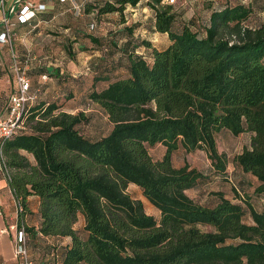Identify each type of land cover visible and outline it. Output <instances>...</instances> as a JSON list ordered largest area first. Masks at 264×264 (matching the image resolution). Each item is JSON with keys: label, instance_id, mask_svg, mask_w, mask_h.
<instances>
[{"label": "trees", "instance_id": "1", "mask_svg": "<svg viewBox=\"0 0 264 264\" xmlns=\"http://www.w3.org/2000/svg\"><path fill=\"white\" fill-rule=\"evenodd\" d=\"M139 2L153 12V31L166 36L164 49L145 40L119 44L130 26L111 36L91 34L92 48H84L99 53L90 65L88 99L106 114L110 132L92 140L82 133L90 122L84 112L65 113L36 97L27 108L30 130L0 143L20 208L17 228L26 241L69 240L40 264H264V211L219 193L212 206L185 194L210 178L229 181L214 137L226 131L250 134L248 148L231 162L254 178L253 194L264 197V22L245 27L252 6L227 0L201 26L176 20L164 0H93L83 7L96 18L122 16ZM156 146L161 154L152 158ZM178 148L204 151L209 177L187 164L173 167ZM129 184L157 218L126 194ZM31 196L39 200L37 228L25 222ZM79 216L84 224L76 230Z\"/></svg>", "mask_w": 264, "mask_h": 264}, {"label": "crops", "instance_id": "2", "mask_svg": "<svg viewBox=\"0 0 264 264\" xmlns=\"http://www.w3.org/2000/svg\"><path fill=\"white\" fill-rule=\"evenodd\" d=\"M33 1L36 3L45 4L46 11L38 14L31 22L26 24H20L16 22L15 14H9L7 12V16L10 18L11 22L15 23L11 30L12 48L14 52L17 55L22 56L25 53V50H30L33 56L36 58L28 72L31 82L30 91L31 93H36V102H55L60 107V111L69 114H75L80 111L85 113L86 111L82 110V104L87 103L88 105H92L99 111H101L103 113L104 118L107 119V116L102 111V109L88 99V94L92 90L91 79L93 76V72H91L90 70V65L96 63L97 58L99 57V53L93 50L81 49L77 51V54L72 59L69 58V60L61 62L58 59L53 58L54 53L51 50L45 49L38 52L39 54H37L31 48L32 41H47L49 33H59L60 35H66L65 33H67L68 30L66 29L63 32H60V28H57L54 25L53 21L57 18V15H55L57 12H61L62 10L66 11L67 7L74 4L59 3L57 0ZM218 1L220 0H188L185 5L191 7H204L206 10L211 11L218 7ZM227 1L230 4L232 3V1L240 3H245V1H247L246 3H248L250 7L253 4H251L253 0ZM261 2L263 3L264 0H261ZM12 4L13 0H5V7L7 11L12 6ZM251 8L252 13L250 14L245 24L251 20L252 14L255 13L253 7ZM146 9H148L149 11V13L147 12L148 18L146 19V17L144 16L143 19L145 20H141V18L139 17L140 13H143L144 11H146ZM176 14V20L183 19L186 21L190 19V16L187 13H183L182 11L176 10ZM86 16H94V13L86 14ZM111 19L114 21V25L108 26L110 27L108 28V30L96 32L95 35L111 36V34L113 33L122 32L125 26H130L132 28L130 32V37H128L127 35H123L122 37H120L119 40L115 38L117 39L116 41H118L119 44L131 39L133 43L139 42L140 40H145L157 50H162L167 46L166 36L153 31V12L148 7L143 6L141 2L137 3L135 6H126L122 16H120L118 13L106 14L99 16L97 20L102 23ZM195 23L198 24L197 19H195ZM255 27L256 26L247 28ZM5 28L6 27L4 23L0 21V35L4 33ZM75 33L77 35H85L83 33H80L79 31H75ZM62 38L64 37L62 36ZM86 45L88 48L91 47V43L89 42H86ZM9 51L10 50L6 46L0 44V105H3L8 95L15 89L14 78L9 69ZM146 52H148V50ZM76 66H78V68ZM76 68L77 71L75 72ZM73 73H77V79L75 80L71 78L72 76H75L73 75ZM44 74L50 77L46 76L47 79L43 80L42 76H45ZM69 78H71V80ZM66 94L70 96L68 100L64 99V96H66ZM85 114L90 118L92 117L91 114ZM245 135H247L249 139L250 134ZM31 159V161H33L32 157ZM28 200L32 215L26 217L25 222L27 226L37 228L40 221L38 216L39 200L35 196L29 197ZM9 206L13 207L15 211V217H17L16 201L14 200L11 194L6 179L2 178L0 179V257H5L9 254V252L6 251L4 246L5 244H7V242L8 244H10L11 241L8 233L4 232L6 229L3 223V215L6 216L7 214H9L7 212ZM10 233L12 234V231ZM50 239L54 240V238ZM65 240L66 242L64 243H68L69 240L67 238H65Z\"/></svg>", "mask_w": 264, "mask_h": 264}, {"label": "rangeland", "instance_id": "3", "mask_svg": "<svg viewBox=\"0 0 264 264\" xmlns=\"http://www.w3.org/2000/svg\"><path fill=\"white\" fill-rule=\"evenodd\" d=\"M91 2L93 0H76L75 8L74 5H71L66 8V11L57 12V18L53 21L54 25L57 28H60V32L68 30L66 35H60L59 33L53 34L49 33L47 41H32V49L34 52H38L48 49L54 53V59H58L63 62L66 60L72 59L78 50L84 49L86 42H88V37L91 34H96V32H101L103 30H108V26L114 25V21L108 20L106 22H99L96 16L87 17L84 12L83 4L84 2ZM188 0H175L171 6L173 9L187 13L190 18L198 20V26L203 25L206 22L208 11L204 7L198 6H186L185 3ZM222 2V0H221ZM247 1H245L246 3ZM253 3V4H252ZM252 7L255 13L252 14L251 20L248 21L245 26L252 27L257 26L259 23L264 22V3L261 0H253L251 2ZM262 7L259 8V6ZM140 12V11H139ZM149 13L148 9L143 13H140L141 20ZM138 16V15H136ZM96 25L95 30H90V24ZM197 25V24H196ZM75 31H79L85 35H77ZM57 32V31H56ZM62 36L64 38H62ZM41 38V37H40ZM78 68V66H76ZM77 68L75 72L77 71ZM77 77V73H73ZM69 95L66 94L64 99L68 100ZM82 110L86 111L85 113L91 114L90 122L82 130V133L92 139L96 140L101 137L106 136L112 125L108 119L104 118L103 113L99 111L92 105L87 103L82 104ZM30 128V123H28ZM215 145L217 151L222 153L227 160L226 163V173L229 181H222L218 178H210V180H205L201 183L200 187L193 188L186 191V195L189 196L194 202L203 205V206H212L215 203V194L219 193L226 200L231 203L240 204L244 206L243 199L248 200L251 206L257 211H264V197L256 196L253 194V188L255 185L254 178L248 174L242 173L239 169L235 168L232 165L231 159L239 154L242 150L248 148L249 139L245 134H240L237 136H232L226 131H221L215 134ZM26 155L25 153H23ZM149 154L152 158L159 157L161 154V149L159 146L151 148ZM31 161V156L26 155ZM171 164L173 167H179L182 164H187L189 168H195L202 174L206 175L205 179L209 177V161L207 155L204 151H195L192 153H185L181 148H178L171 157ZM5 178L4 172L0 169V179ZM6 179V178H5ZM7 181V180H6ZM126 194L132 199L137 200L142 204L143 211L146 215H150L154 218H157L158 212L150 206L146 200L141 196L140 190L134 185H127L125 189ZM9 214L6 216L3 215V223L5 226V231L10 237V244H5L4 248L8 255L5 257H0V264H22L21 260L13 256V250L16 248L14 244V238L12 235L14 231L11 230V226L17 227V217H15V211L12 206L8 207ZM243 221L249 223V218L245 214ZM83 218L79 216L74 228L76 230H81L83 228ZM12 231V234L10 233ZM66 242L65 239H50V238H41V239H32L28 238L26 241V250L28 254V261L30 260L33 264H40V262L55 257L58 253L56 250L58 246H62ZM54 255V256H53Z\"/></svg>", "mask_w": 264, "mask_h": 264}, {"label": "built area", "instance_id": "4", "mask_svg": "<svg viewBox=\"0 0 264 264\" xmlns=\"http://www.w3.org/2000/svg\"><path fill=\"white\" fill-rule=\"evenodd\" d=\"M59 3H71L75 6V0H57ZM165 3L171 5L175 0H164ZM75 8H78L75 6ZM46 11L43 3H36L33 0H13L12 6L6 10L5 0H0V21L5 25V31L0 35V44L6 46L10 51L9 69L13 75L15 89L8 95L3 105H0V143L6 139L16 136L23 132H28L27 108L36 100V94L30 91V78L28 71L32 63L36 60L30 50H25L22 58H20L12 48L11 30L14 22L10 21L7 16L15 14L16 22L26 24L31 22L38 14ZM264 14V12H263ZM90 30L94 29V24H90ZM43 80L47 77L43 76ZM0 169L4 172L7 180L9 177L8 170L4 166V159L0 151ZM16 202V212L19 210ZM14 231V244L16 248L13 250V256L21 260L22 264H30L26 250L25 234L14 226L10 227Z\"/></svg>", "mask_w": 264, "mask_h": 264}]
</instances>
